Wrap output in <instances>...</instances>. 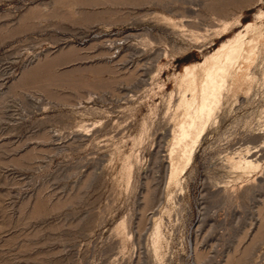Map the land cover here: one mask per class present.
<instances>
[{
  "label": "rangeland",
  "instance_id": "374dc122",
  "mask_svg": "<svg viewBox=\"0 0 264 264\" xmlns=\"http://www.w3.org/2000/svg\"><path fill=\"white\" fill-rule=\"evenodd\" d=\"M239 34L185 165V67ZM0 264H264V0H0Z\"/></svg>",
  "mask_w": 264,
  "mask_h": 264
},
{
  "label": "bare ground",
  "instance_id": "6f19581e",
  "mask_svg": "<svg viewBox=\"0 0 264 264\" xmlns=\"http://www.w3.org/2000/svg\"><path fill=\"white\" fill-rule=\"evenodd\" d=\"M243 34H239L236 38L224 43L214 51L211 56H208L203 63L185 67L183 78L188 85L186 92L192 91V94L196 92L198 83V77L195 70L197 67H202L204 69V76L201 81V93H198L199 98H197L196 94H193L192 96L194 97L192 100H188L187 98L182 100V105L187 108V112L184 121L179 126L178 133L174 136V140L177 141V144L181 145L180 156L184 158L185 165L190 164L193 160L196 147L204 136L216 107L221 101L224 87L227 83L228 77L232 75L234 65L240 58H242L244 53H247L248 57H251L254 53L252 48L250 51H246L247 43L244 41L245 35ZM249 43H251V41L248 42V44ZM240 78L242 79V77ZM173 153L174 151L172 154ZM246 165L252 167L254 164L253 162L248 161L246 162ZM175 171L176 165L172 162L170 165L172 178L175 176Z\"/></svg>",
  "mask_w": 264,
  "mask_h": 264
}]
</instances>
